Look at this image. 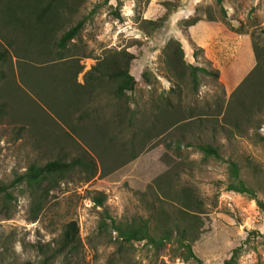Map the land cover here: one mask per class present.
Wrapping results in <instances>:
<instances>
[{
	"label": "rangeland",
	"instance_id": "374dc122",
	"mask_svg": "<svg viewBox=\"0 0 264 264\" xmlns=\"http://www.w3.org/2000/svg\"><path fill=\"white\" fill-rule=\"evenodd\" d=\"M3 1L0 182L11 181L30 163L42 164L62 155L70 158L82 151L92 155L97 172L88 181L75 174L53 187L36 217L30 216L31 200L24 183L12 189L10 202L5 206L0 201V264H37L42 253L55 246L63 225L70 220L77 222L82 241L75 264H188L172 255L169 244L155 248L135 241L119 247L113 242L115 232L98 226L102 207L92 200L95 191L105 194L104 206L116 220L147 217L152 203L155 213L164 208L175 215V202H160L148 189L165 171L176 177L175 187L187 185L203 199L202 227L192 248L204 264H222L240 244L239 264H264V209L247 194L226 189V161L232 159L239 165L241 178L264 201V142L251 138L254 128L249 125L248 134L233 130L229 135L213 133L210 124L203 129L185 128L183 143L209 141L219 146L222 160H203L193 145L182 143L177 150L181 133L164 127L162 108L156 110V123L151 112L152 101L161 103L164 97H170L174 104L179 102L178 108L188 119L190 114L210 113L215 101L225 103L256 63L254 44L264 56V0H222L225 18L215 0H67L70 4L62 9L55 38L81 18L85 17V22L70 45L74 56L58 61L43 59L28 34L5 25ZM164 1H172L175 8L161 27L151 29L143 20L160 17L166 9ZM208 14L215 19L208 20ZM192 17L199 20L184 26L183 21ZM234 27L242 30L237 32ZM170 39L180 42L186 62L216 69L218 78L198 73L196 90L187 74L181 80L172 79L164 56ZM121 50L133 54L129 73L138 86L127 93L139 105L140 113L130 123V111L122 117L123 123H108L106 133L112 138L98 136L97 145L90 147L92 139L82 138L78 126L91 128L93 135L95 120L78 122L79 111L97 109L93 115L98 116L99 126L102 117L119 108L112 104L111 96L94 90L92 100L84 94L78 106H68L69 91L80 89L85 72L97 61ZM53 65L59 67L51 71L54 75L45 70ZM79 66L83 69L75 74ZM66 70L68 76L64 75ZM144 72L148 81L142 78ZM173 85L174 92H168ZM127 105L133 106L132 102ZM260 121L259 132L264 133V115Z\"/></svg>",
	"mask_w": 264,
	"mask_h": 264
},
{
	"label": "trees",
	"instance_id": "16d2710c",
	"mask_svg": "<svg viewBox=\"0 0 264 264\" xmlns=\"http://www.w3.org/2000/svg\"><path fill=\"white\" fill-rule=\"evenodd\" d=\"M215 1L219 6L222 18H225L226 12L222 6V0ZM3 2L6 3L2 8L1 15L5 25L12 28L16 26L25 35L28 34L29 42L31 41L37 47V52L42 54L43 59L58 61L74 56L70 45H73L72 40L77 37L82 29L85 17L70 25L59 37L55 38L54 36L56 26L62 16V9L70 4L67 0H5ZM164 6L166 8L165 12L160 17L153 20H143L144 23L150 25L151 29L161 27L175 8L172 1H164ZM207 19L214 20L215 17L208 14ZM198 20L199 17L188 18L183 21V25L191 26ZM235 30L240 32L242 29L236 27ZM253 47L256 59L255 65L230 92L225 103L214 102V109L210 113L190 114L188 119L178 108L180 103L174 104L170 97H164L161 103L157 99L152 101L151 112L155 117L154 120L159 113L156 110L159 111L162 108L166 114V120L163 122L164 127L178 129L181 133V139L177 141L176 145L177 150H180L183 144L186 146L193 145L202 154L203 160L209 158L222 160L219 146L209 141L182 142L184 138L182 131L185 128L196 126L203 129L204 126L209 124L213 133L223 131L227 135L231 134L233 130L240 134H248L246 127L251 125L254 128L253 133L250 135L251 138L264 142V133L259 132L261 116L264 115V56L263 50L257 44H254ZM52 56L55 58H52ZM164 56L171 78L181 80L182 76L187 74L194 90L199 85L198 73H203L213 79H217L219 76L216 69H207L186 62L181 44L176 39H170L165 45ZM132 59L133 54L125 50L108 54L85 72L84 82L79 85L80 89L69 91L68 106H70V103L78 106L81 102L80 98L84 94L89 100H92L95 97L94 90L96 94L111 96L112 104L119 108L113 111L109 117H102L99 126L96 124L98 116L93 115L97 109H94V107L79 109L80 111L76 116L78 122L85 118H90L92 122L95 120L94 130L96 133L93 135L90 134L91 128H84L83 125L78 126V129L82 130V138L92 139L93 142L90 147L97 145L98 136L106 137L108 140L112 138L111 135L106 133L108 123L112 121L123 123L122 117L125 116L126 111H130L128 117L130 123L133 116L140 113L139 105L127 93L128 91H134L138 86V81L129 73V64ZM64 68H68V66ZM55 69L58 71L59 67H56V65L50 66V69L45 67L48 73H51L52 70L55 71ZM82 69L83 67L79 66L75 74ZM51 74L54 75V72ZM64 75L68 76L67 70ZM142 78L148 81L146 72L142 73ZM59 82L62 81L59 79ZM174 89L175 86L173 85L168 92H174ZM71 91H73L72 94ZM128 102H132L133 106L129 107ZM3 108L4 104L0 102V112L4 111ZM64 121L67 122L65 119ZM73 128L76 129L77 126L73 125ZM74 129L73 131L76 132L77 130ZM226 163L228 172L226 189L247 194L263 210L264 201L258 198L255 189L246 184L241 178L238 163L232 159H227ZM96 172V162L87 151H82L70 158L64 155L56 156L42 164L30 163L23 173L15 175L11 181L7 183L0 182V201L6 206L13 198L12 189L24 183L31 200L30 216L36 217L42 207V201L47 198L49 190L72 175L77 174L82 180L88 181ZM175 178V176L165 171L156 176L151 185H148L149 192L157 197L160 202L171 201L177 204L175 215H171L164 208L156 210L155 213V206L152 203V211L147 217L137 216L125 221L116 220L104 206L105 194L101 191H95L92 194V200L97 206L102 207L99 228L109 227L111 231L115 232L113 242L118 243L119 247L135 241H144L155 248L169 244L173 256L188 264H204L192 248V244L198 239L202 227L200 214L204 212L203 199L187 185H181L179 188L175 187ZM81 247L82 241L78 224L75 220H70L63 225L55 246L47 252H43L37 264H55L58 259L59 264H75L80 255ZM241 248L242 244L235 246L230 256L224 259L222 264H239L238 258ZM21 264H30V262L25 261Z\"/></svg>",
	"mask_w": 264,
	"mask_h": 264
}]
</instances>
